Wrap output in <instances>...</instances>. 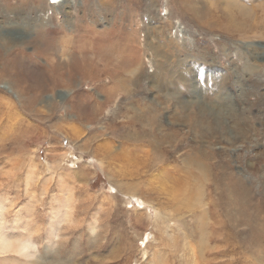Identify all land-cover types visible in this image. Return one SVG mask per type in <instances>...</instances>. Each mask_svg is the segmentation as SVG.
Masks as SVG:
<instances>
[{"label":"rangeland","instance_id":"1","mask_svg":"<svg viewBox=\"0 0 264 264\" xmlns=\"http://www.w3.org/2000/svg\"><path fill=\"white\" fill-rule=\"evenodd\" d=\"M12 2L0 4V43L33 55L44 10ZM55 11L95 47L96 32L110 50L136 33L142 68L59 86L64 75L38 58L49 82L28 111L0 82L11 101L0 111V242L11 244L0 264H186L172 237L184 254L207 237L208 264H264V38L236 33L218 0H62ZM186 173L202 181L189 195L173 181Z\"/></svg>","mask_w":264,"mask_h":264},{"label":"bare ground","instance_id":"2","mask_svg":"<svg viewBox=\"0 0 264 264\" xmlns=\"http://www.w3.org/2000/svg\"><path fill=\"white\" fill-rule=\"evenodd\" d=\"M12 1L14 0H0V4H2L5 8H7L10 12L12 10L15 11L16 7L14 6V3ZM16 1L18 2L17 5L19 8H24V9L28 8L29 4L32 3L35 5L39 4V8L42 6V9L44 10L41 13L42 15L39 16V22L41 24L37 25V27L35 28L37 32H36V38L34 39L33 42V44L35 45L33 49V55H24V51L22 50L21 46L20 48H15V46L12 45V41H3L2 43H0V82L6 81L12 87L20 88V91L23 94L22 97H24L23 98L24 101L23 100H22L23 102L21 101L24 110L28 111L27 109L29 107L37 103L39 97H35V96H37V94H41L44 90H46L47 82H49L45 74V68L37 62L38 58H45L47 60V65L50 68L56 69L55 72L57 73L55 74L60 73L61 75H64L63 79L55 80V85H59V86L63 84L64 85L69 84L72 86V84L74 83L73 79L78 76L87 79L94 78L95 77L94 74L104 72L105 70L109 69V67L112 65H116L119 70L126 73L127 75H130L131 77L137 75L138 72H140L139 70L140 68H142V63L140 59L141 56H140L139 43H137V41L135 40L136 33H132V35L125 33L123 39L113 40L115 47L113 50H110L106 45L105 39L101 37L102 35H104V32H96L95 38L98 39V45L95 47L93 41H89L88 38H87L88 42L80 39V34L85 33L86 31H88V29L82 30L83 28L79 29L78 27H75L71 23H67V22L55 23V21L53 20L57 14L55 10L62 3V0H46V1L16 0ZM218 1H220V4L224 5L225 7L229 8L232 11L233 22L231 23V25L234 26L233 29L235 30L236 33L240 34L241 37H245L246 34H250L253 36L255 35L257 37L256 39L264 38V0H255V1L254 0H218ZM37 8L38 7H36L35 9ZM45 10L47 11L45 12ZM50 25H52L53 28H50L49 27ZM62 30H64L65 32H67V34H69V35L64 34V36H68V37H62L60 35ZM75 36H77L79 39H76ZM81 37H83V35H81ZM81 44L82 45L91 44L92 45L91 49L93 48L94 50H96V53L89 54L83 52L81 49ZM26 46H29V44H27ZM115 54H117L118 57H115L116 56ZM63 57H68L70 59L69 60L70 62H68L69 64H64L63 62H61ZM77 57L84 58L81 64L77 62L78 61ZM93 58H95V61L97 60L100 61V63L103 66L100 67L97 64V62L94 61ZM33 62L37 64L35 67L32 65ZM79 65L84 68H88L89 70L95 69L97 71L93 73L86 72L84 74H81L78 73L80 70ZM52 82H54V80H52ZM128 82L129 80H124L115 84L114 85L115 91H116V85H119V88L125 89ZM32 90H34V97L32 98L27 97L26 95ZM2 100L3 98L0 97V111L3 109L4 106H7V108L8 106H11V101L8 100L7 102L4 101L2 102ZM71 106L77 109H81L83 104L81 101L80 102L73 101ZM14 113L15 112H13V114ZM8 118L11 120L10 115L8 116ZM203 173L205 172H202V175ZM170 181L172 182V179H170ZM173 181L174 184L176 185V188L179 189L178 192L181 193L184 192L185 195H189L194 191L192 185L200 184V182H202L200 181L199 178L193 177L191 173H186V177L183 179L180 178L173 179ZM216 184L217 185L215 186L216 188L214 193L219 196L221 194V197L225 196L226 193H223L222 188H220V181L217 180ZM184 187H186L185 188L186 190H183ZM195 191L197 192L198 190ZM200 236H201L200 232L195 233V237H200ZM217 237L218 236L216 235L215 239H217ZM3 238H5V236L0 233V240ZM184 238H187V236L184 235ZM212 238L213 236L210 237L209 240L210 242L213 240ZM206 240L207 237L205 239V242L200 238L195 244V246L187 254H184L180 249V238L172 237V243L175 246V255H174L175 258L178 259L179 254H182V257L185 259L183 261L186 264H190V263L208 264L209 260L206 259V251L210 248V246H205ZM20 244L23 245L21 247L22 251H26L27 253H29L31 246L34 245L33 243H31L30 239L20 240ZM10 247L11 244L8 243L7 240H2L0 242V251L2 253L9 252L8 249ZM216 248L217 247H214L210 251H214ZM191 251H193L194 253V262H191L192 259Z\"/></svg>","mask_w":264,"mask_h":264}]
</instances>
